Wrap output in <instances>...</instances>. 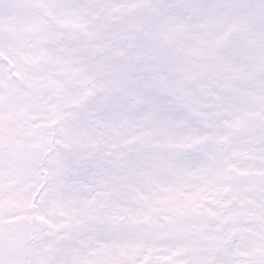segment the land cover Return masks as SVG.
Here are the masks:
<instances>
[{
	"label": "snow or ice",
	"instance_id": "obj_1",
	"mask_svg": "<svg viewBox=\"0 0 264 264\" xmlns=\"http://www.w3.org/2000/svg\"><path fill=\"white\" fill-rule=\"evenodd\" d=\"M0 264H264V0H0Z\"/></svg>",
	"mask_w": 264,
	"mask_h": 264
}]
</instances>
